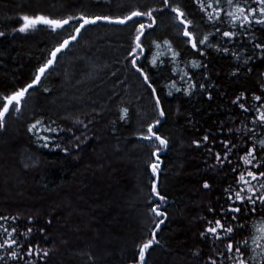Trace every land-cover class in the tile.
I'll use <instances>...</instances> for the list:
<instances>
[{
	"label": "trees",
	"instance_id": "1",
	"mask_svg": "<svg viewBox=\"0 0 264 264\" xmlns=\"http://www.w3.org/2000/svg\"><path fill=\"white\" fill-rule=\"evenodd\" d=\"M117 2L112 0L109 6L106 0H0V31L6 33L0 37V92L29 83L51 47L71 31L69 27L57 35L39 26L28 33L13 32L19 26V15L33 10L116 14ZM177 2L199 24L202 14L194 0ZM199 29L212 31L204 24ZM130 30L131 25L104 22L88 26L30 91L23 113L9 116L0 130V215L18 216L21 231L34 228L33 242L50 250L47 264H89L86 254L92 255L91 264H135L137 245L154 223L147 215L153 179L167 198L162 205L167 218L158 233L159 244L146 256L147 264H204L210 254V242L199 236L203 218L210 204L219 207L224 202L223 189L233 180L231 168L218 164L214 154L222 153L220 141L228 138V128L250 119L231 101L241 92L249 98L253 92L260 94L264 54L253 50L252 36L244 42L246 50H241L240 60L209 49L203 63L207 84L212 87L189 96L175 91L167 95L165 85L173 78L167 63L151 69L166 111L158 134L169 141L160 153L158 175L153 176L148 167L154 162L153 145L138 139L137 133L140 115L147 111L149 120L156 117L142 81L125 63ZM175 32L171 16L165 13L155 30H149L145 48L153 39H173L183 53L182 68L183 60L193 58V53ZM252 35L257 43H264V30L259 26ZM151 55L146 51L141 61L146 68ZM248 56L252 59L244 65ZM195 71L198 82H204V70ZM121 105L130 108L127 121L119 119ZM40 118L49 123L55 120L74 133L42 147L27 131L28 124ZM76 119L87 124V129L75 123ZM206 134L209 140L205 143ZM194 140L201 141V146L196 147ZM230 158L236 160L235 155ZM205 181L210 188L203 187ZM29 216L35 220L31 225ZM49 220L51 224L46 223ZM40 228L46 229L44 236ZM244 235L238 233L237 238ZM197 251L199 256L194 255Z\"/></svg>",
	"mask_w": 264,
	"mask_h": 264
},
{
	"label": "snow or ice",
	"instance_id": "2",
	"mask_svg": "<svg viewBox=\"0 0 264 264\" xmlns=\"http://www.w3.org/2000/svg\"><path fill=\"white\" fill-rule=\"evenodd\" d=\"M106 2L110 6L112 0ZM194 2L202 14L199 24L210 26L212 31L202 33L195 18L191 17L177 0H118L116 14H92L87 10H81L76 14H54L33 10L31 13L19 15L17 17L19 26L13 28V32L28 33L39 26H44L52 34L57 35L69 27L71 31L51 47L47 59L36 67L29 83L0 92V130L6 127L9 116L13 114L19 116L23 113L30 91L41 84L47 74L54 69L59 56L74 42H78L88 26L100 22L123 27L131 25L125 63L142 81L152 103L151 112L156 117L149 120L147 111L142 115L138 113L141 126L137 137L153 145L150 155L154 162L148 167L153 176L158 175L161 168L160 153L168 146L169 141L158 134L160 118L166 115V111L156 81L152 78L151 69L167 63L171 67L173 77L165 85L169 89L167 95L171 96L175 91L189 96L197 90L207 91L212 87L207 84L209 79L207 65L203 63L209 49L240 60L241 50H246L244 42L252 36L250 43L253 50L259 49L264 54V43H257L252 35L257 26L264 30V0H194ZM165 13L171 16L176 29L175 35L193 53V58L183 60L182 68L180 64L183 53L178 50L173 39H153L150 41V47L145 48L149 30H155L159 17ZM5 35V32L0 31V37ZM146 51L152 52L147 61L148 68L141 62ZM196 56L200 59H196ZM251 59L252 56H248L243 61L244 65ZM197 69L204 70L201 77L204 82H198L196 79ZM235 74L234 72L233 75ZM176 77L179 78V86ZM44 91L47 92L48 89L45 88ZM207 98L212 99L211 92ZM231 103L238 106L245 117L250 119L247 123L242 121L239 127L228 128V138L220 141L222 153L218 151L214 154L218 164L231 168L233 180L223 189L224 202L219 207L210 204L207 207L208 216L203 218L204 224L199 236L202 240L210 242V254L204 259V264H264V84L260 85V94L253 92L249 98L246 92H241ZM119 113L120 121H127L130 108L121 105ZM75 123L83 124V121L76 119ZM53 125H56L55 120L49 123L43 118L35 119L28 124L27 131L36 137L42 147H49L65 133H74L72 128L65 129ZM83 127L86 130L88 125L83 124ZM220 131H223V127ZM208 140L209 135H204L203 142L206 143ZM193 144L200 147L201 141L194 140ZM56 147L59 145L56 144ZM76 147L78 148L79 144ZM64 151L67 152V149ZM209 154L212 155L211 149ZM233 155L236 156L235 161L230 158ZM234 163L235 167H232ZM203 187L208 189L210 185L205 181ZM153 197L156 200H153ZM166 200V196L158 190L157 181L153 179L148 194L150 207L147 215L154 223L148 226L146 238L137 245L138 256L135 264H147L146 256L150 249L159 244L158 233L167 218L166 211L162 210ZM19 219L18 216L0 215V264H47L50 250L42 248L39 241L33 242L31 239L35 231L33 227L29 226L21 231ZM34 222V218L29 216L28 224ZM46 223L51 224V221ZM39 233L44 236L46 229L40 228ZM238 233L245 235L243 238H237ZM86 255L91 264L92 255ZM194 255L199 256L200 252L197 251Z\"/></svg>",
	"mask_w": 264,
	"mask_h": 264
},
{
	"label": "rangeland",
	"instance_id": "3",
	"mask_svg": "<svg viewBox=\"0 0 264 264\" xmlns=\"http://www.w3.org/2000/svg\"><path fill=\"white\" fill-rule=\"evenodd\" d=\"M71 48H69L67 51H69ZM27 104V103H26ZM30 105V103H28V106ZM17 115H13V117H16ZM142 218V217H141ZM141 220V219H140ZM142 222V221H141ZM143 222H146V219L144 218V221Z\"/></svg>",
	"mask_w": 264,
	"mask_h": 264
},
{
	"label": "bare ground",
	"instance_id": "4",
	"mask_svg": "<svg viewBox=\"0 0 264 264\" xmlns=\"http://www.w3.org/2000/svg\"><path fill=\"white\" fill-rule=\"evenodd\" d=\"M75 43V42H74ZM49 52V51H48ZM48 52H47V55H48ZM64 52H66V50L64 51ZM47 55H46V59H47ZM163 120V118H161V121ZM164 152V149H162V151H161V153H163ZM160 164H161V162H160ZM157 176V175H156Z\"/></svg>",
	"mask_w": 264,
	"mask_h": 264
}]
</instances>
